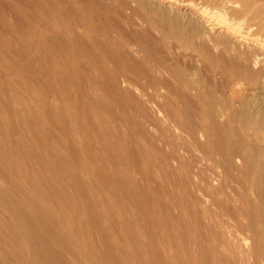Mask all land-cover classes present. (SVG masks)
<instances>
[{"label": "rangeland", "instance_id": "rangeland-1", "mask_svg": "<svg viewBox=\"0 0 264 264\" xmlns=\"http://www.w3.org/2000/svg\"><path fill=\"white\" fill-rule=\"evenodd\" d=\"M163 2L0 0V264H264V68L196 20L264 0Z\"/></svg>", "mask_w": 264, "mask_h": 264}, {"label": "bare ground", "instance_id": "bare-ground-1", "mask_svg": "<svg viewBox=\"0 0 264 264\" xmlns=\"http://www.w3.org/2000/svg\"><path fill=\"white\" fill-rule=\"evenodd\" d=\"M148 1H157L159 4L164 3L163 0H148ZM206 17L204 15L202 16L201 14V16L197 17L196 20L204 27L203 36L209 45L216 46L217 44H220L221 42H225V44H227L231 48L232 51L243 54L247 62L251 64V67L258 68V70H262L264 68V52L259 51L260 44L254 43L257 46L252 44L253 48L251 47L249 48L248 44H246L247 36L244 35V32H243L244 30H242L240 26H236L234 24H228L225 21L221 20L224 24H221V26H218L219 29L216 30V28H214V26H212L211 23L209 24L210 21H208V18ZM217 40H220V42H217ZM259 90L260 91L257 95L258 97L256 101L257 104H259L257 108L258 112L256 111V113H247L245 117L247 121L249 122V124L252 125L255 129H257V132L260 133V131L264 130V112H263L264 110L263 109L264 107V79L262 81V84ZM238 240H240V242H238L237 244H239L241 249L247 255L250 256L249 254L250 249H251L250 237L246 235L245 237H242V238L239 237Z\"/></svg>", "mask_w": 264, "mask_h": 264}]
</instances>
